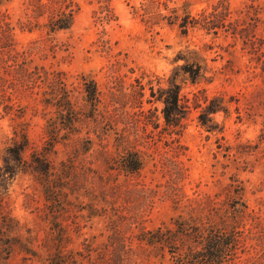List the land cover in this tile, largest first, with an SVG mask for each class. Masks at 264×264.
<instances>
[{"label":"rangeland","instance_id":"374dc122","mask_svg":"<svg viewBox=\"0 0 264 264\" xmlns=\"http://www.w3.org/2000/svg\"><path fill=\"white\" fill-rule=\"evenodd\" d=\"M188 50L204 77H179L184 118L168 125L152 89L168 86ZM213 103L222 108L209 131L200 115ZM58 104L75 119L49 154L65 165L63 194L48 204L30 172L0 192V264H47L59 250L87 264L116 246L124 264L131 248L133 264H173L185 248L170 244L162 259L139 237L196 217L197 201L229 206L234 177L260 217L241 222L236 263L255 254L251 243L264 240V0H0V162L24 135L27 159L45 149Z\"/></svg>","mask_w":264,"mask_h":264},{"label":"trees","instance_id":"16d2710c","mask_svg":"<svg viewBox=\"0 0 264 264\" xmlns=\"http://www.w3.org/2000/svg\"><path fill=\"white\" fill-rule=\"evenodd\" d=\"M66 26L67 24L59 25V27ZM197 54V51L194 50H188L187 54H179L175 61L183 58L186 62L175 68V72L168 79V86L160 87L157 91L152 89V96L163 103L162 112L168 125H181L184 118L185 109L180 102L182 84L178 83L179 77L182 76V81L190 79L194 83L204 77L203 67L198 63H190L189 60V56H196ZM87 91L91 98L98 97V87L94 80L87 87ZM58 105L60 106L58 107L59 110H57L53 122L49 124V138L45 149L34 151L31 157L27 159L26 153L30 146V140L26 135L21 140H14L5 149L0 162V192L2 195L9 191L10 185L20 173L27 172L39 178L48 204L57 202L59 196L63 194L68 177L65 165L63 164L58 169L49 158V154L55 147L57 139L67 136L68 129L75 124V119L70 116L69 110L64 111L65 107L61 104ZM221 108L219 105L215 106L214 103L209 104L200 115L201 123L209 131L215 130L213 125L210 126V115L217 113ZM125 162L124 168L131 171V163ZM141 166V161L136 159L132 169L137 170ZM226 189L232 199L236 198L229 206H217L211 197L205 201H197L198 204L194 207V211L197 212L196 217L181 220L180 223H177L176 228L166 225L164 228L159 227L155 231L143 232L139 239L141 242L146 241L147 244L156 248L162 259L166 258L165 250L170 244L178 250L185 248V251L178 256L172 255L173 264H237L236 259L241 252L239 250V244L242 240L239 234L241 222L247 215L253 218L255 222H258L260 217L248 213L249 206L243 199L245 189L238 179L232 178V181L226 185ZM203 224L204 227L201 226ZM249 232L251 233L252 229H249ZM147 234H152V237H147ZM251 238H256V235L253 233ZM112 239L113 241L116 240V233L113 234ZM257 239L256 243H251V249L255 251V254L245 258L243 264H264V240L259 236ZM8 246L13 247V244L9 242ZM120 250L116 246L110 258H106L104 255L91 256L88 258L87 264H124L125 257L120 254ZM131 250V264H133L132 256L135 251L133 248ZM161 258L160 261L163 263ZM46 260L47 264H86L70 254H64L61 250L49 255Z\"/></svg>","mask_w":264,"mask_h":264}]
</instances>
